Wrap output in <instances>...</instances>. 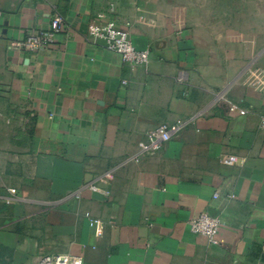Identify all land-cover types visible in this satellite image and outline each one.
I'll return each mask as SVG.
<instances>
[{
  "label": "crops",
  "instance_id": "0c3cea01",
  "mask_svg": "<svg viewBox=\"0 0 264 264\" xmlns=\"http://www.w3.org/2000/svg\"><path fill=\"white\" fill-rule=\"evenodd\" d=\"M110 8L146 66L89 39ZM54 18V45L19 46ZM263 118L264 0H0V264H264ZM202 213L217 244L190 229Z\"/></svg>",
  "mask_w": 264,
  "mask_h": 264
},
{
  "label": "built area",
  "instance_id": "2783aa9c",
  "mask_svg": "<svg viewBox=\"0 0 264 264\" xmlns=\"http://www.w3.org/2000/svg\"><path fill=\"white\" fill-rule=\"evenodd\" d=\"M114 13V9L110 8L108 11L97 15L96 19L89 24V39L103 42L107 50L120 55L123 61L133 68L146 66L150 60V52L135 46L130 31L117 24L116 20L112 17ZM62 29V19L54 18L47 31L31 32L19 46L30 52L50 47L54 45L56 36ZM230 111L232 113H239L240 115H246L247 113L232 102H230ZM178 128L176 125L164 123L150 130L146 135L145 153L156 155L161 152L166 143L171 140L173 134L177 133ZM262 128L264 129V118L262 120ZM239 162L240 160L236 156H226L222 159V163L228 166L236 165ZM85 217L94 236L98 239L101 238L104 235L106 223L90 212L85 213ZM189 224L194 234L206 238L210 244L218 243V237L223 224L220 217L212 216L209 213H202L192 219ZM36 264H84V259L80 255L69 252H41Z\"/></svg>",
  "mask_w": 264,
  "mask_h": 264
}]
</instances>
